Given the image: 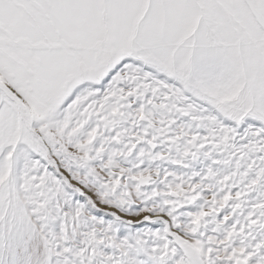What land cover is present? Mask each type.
Instances as JSON below:
<instances>
[{"label": "snow or ice", "instance_id": "obj_1", "mask_svg": "<svg viewBox=\"0 0 264 264\" xmlns=\"http://www.w3.org/2000/svg\"><path fill=\"white\" fill-rule=\"evenodd\" d=\"M0 264H264V0H0Z\"/></svg>", "mask_w": 264, "mask_h": 264}]
</instances>
